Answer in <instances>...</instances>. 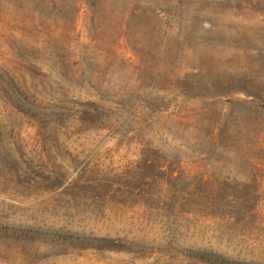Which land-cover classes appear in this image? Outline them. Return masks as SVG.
<instances>
[{
  "label": "rangeland",
  "instance_id": "obj_1",
  "mask_svg": "<svg viewBox=\"0 0 264 264\" xmlns=\"http://www.w3.org/2000/svg\"><path fill=\"white\" fill-rule=\"evenodd\" d=\"M0 264H264V0H0Z\"/></svg>",
  "mask_w": 264,
  "mask_h": 264
}]
</instances>
